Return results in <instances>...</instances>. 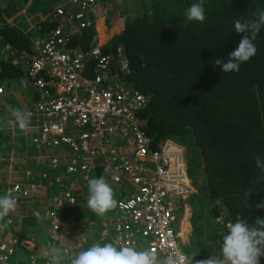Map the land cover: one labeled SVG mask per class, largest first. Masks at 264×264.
<instances>
[{
    "label": "built area",
    "instance_id": "2783aa9c",
    "mask_svg": "<svg viewBox=\"0 0 264 264\" xmlns=\"http://www.w3.org/2000/svg\"><path fill=\"white\" fill-rule=\"evenodd\" d=\"M68 2L54 7L50 18L53 23L41 26V33L31 37L30 48H18L0 34V57L4 53L3 58L13 65H24L27 78L33 81L35 94L30 111L44 119L33 143L38 148L62 144L72 148L71 155L52 157L55 166L62 158L69 160L65 170L69 177L95 168V161L101 158L111 169L112 178L127 186L129 195L121 197L116 208L114 243L118 247H134L148 241L153 251L175 248L184 252L180 245L184 230L177 210L182 199L194 190L185 148L170 139L155 147L140 127L137 113L146 105L148 96L129 80L132 67L122 44L116 50L102 49L95 34L87 47H81L84 29L95 26L92 11L98 0ZM89 64H93L91 75L85 73ZM6 82L0 77V94L5 91ZM64 176L58 174L55 181L63 185ZM42 177L52 179L47 171ZM43 188H47V183L18 179L7 191L21 201L38 196ZM79 194L78 189L70 187L51 197L46 210L51 220L46 231L47 247L59 244L76 255L90 239L94 223L80 222L73 212L65 219L60 216L67 204H77ZM216 219L227 231L234 222L223 214ZM102 223L101 241L90 246L103 245L112 233L107 222ZM71 236L78 237L73 242L69 241ZM21 240L15 235L0 234V264L20 261V243L31 248L36 244L35 237ZM43 253H30L28 264H38Z\"/></svg>",
    "mask_w": 264,
    "mask_h": 264
},
{
    "label": "trees",
    "instance_id": "16d2710c",
    "mask_svg": "<svg viewBox=\"0 0 264 264\" xmlns=\"http://www.w3.org/2000/svg\"><path fill=\"white\" fill-rule=\"evenodd\" d=\"M115 1L119 0L111 2ZM195 2L198 0H141L140 12L128 11L123 29L102 49L116 50L122 44L127 50L132 78L148 94L146 105L138 111L146 131L157 141L171 137L186 146L196 187L189 197L193 205L191 236L198 254L195 259L203 260L224 236L221 231L215 237L209 233L213 224L220 229L216 216L221 204L230 215L249 223L255 217L264 218V209L255 207L264 202V182L251 183L259 174L254 158L264 157V27L254 41L256 55L242 63L239 72H223L214 64L216 59L227 61L244 35L235 32V20L254 18L256 7L264 8V0H205L204 22H186L185 11ZM12 7L0 8L4 19L0 34L18 48H30L27 32L2 17L6 13L12 16ZM94 32L96 28L91 29V38L84 33V46L93 40ZM24 70L8 59L0 61L2 78L26 79ZM21 137L16 135V140L20 142ZM59 166L65 170L63 163ZM104 169H96L95 177ZM70 176L67 179L72 185H86ZM246 188L251 195L245 206ZM72 212L78 216L85 212L90 219L96 216L87 206L69 204L60 210V216L65 219ZM23 220L31 226L40 222L31 214ZM260 264H264V256Z\"/></svg>",
    "mask_w": 264,
    "mask_h": 264
},
{
    "label": "clouds",
    "instance_id": "9594fccd",
    "mask_svg": "<svg viewBox=\"0 0 264 264\" xmlns=\"http://www.w3.org/2000/svg\"><path fill=\"white\" fill-rule=\"evenodd\" d=\"M204 3L205 0H198V2L192 3L185 11V16H184L185 21L186 22L198 21L201 23L204 22L206 18ZM54 7L51 9L50 13L53 12ZM253 16L254 18L252 19L241 20L240 18H237L235 20L234 23L235 32L242 33L244 35L240 40L236 49L231 53H229V58L227 61L221 59H216L214 61V64L218 66L221 69V71L239 72L240 65L244 62L249 61L252 57L256 55L258 49L254 41L256 40L258 34L260 33L261 28L264 27V8L257 6ZM92 17H94L93 14ZM3 23L4 22H2L0 19V26ZM41 26L42 25L39 24L35 26V28H37V30H39L40 33H41ZM93 28H96V26H94ZM86 29H84V33ZM28 37L31 41V37L33 36L28 35ZM103 46L106 45L103 44ZM1 60L2 58L0 59V61ZM132 71L133 70H131V73L129 74V80L132 82L133 86L139 88L143 93H145L143 89H141L133 80ZM86 73L88 75H91L90 70H88ZM20 83L25 88H27L29 84L28 80L25 78H22ZM146 95L148 96V94ZM32 104L33 103L31 100L29 110L20 107L12 109L11 117L13 119L10 121V123H13L14 125L18 126L20 130L26 131V129L28 128L31 122L32 112L30 110L33 107ZM137 117L139 120L140 127L151 138V143L155 147H160L166 139L173 140L174 142H177L180 145L184 146L186 159H187V149L184 144L171 137H163L158 141L155 140L142 126L138 113H137ZM25 131L24 133L21 134H27V132ZM32 136H34V134ZM61 147L63 149H68V150L63 151ZM35 148H37L39 151H43V149H46L45 151L46 153L44 152L40 153L42 154V161H44V166L41 167L40 171L35 172L36 168L34 170H26L27 173L24 175L23 178L18 177V178L7 179L6 177L3 176L0 177V234L4 232L1 235H5L7 233L8 236H14V235L18 236L20 238V241H22L21 238L24 237L29 238L28 234L27 235L25 234L19 235V233H14L12 235L8 234V230H10V224L14 222V219H17L19 222L24 224L25 223V221L23 220L24 217L30 214L31 216H35L39 220H41L42 218H47L46 215L47 205L49 204L51 197L55 194V192H53V189H55L56 186H58V189H56L57 192L62 191V189L71 187L78 189V191L80 192L79 196L83 194V191H85L84 195L86 194L85 185H82L81 188L80 183H78V185H72V180L67 179L69 176H67L65 170H66V165L69 162L68 159L66 160L62 158V161L59 163V165L61 163L64 164L65 170H63L59 165L55 166L52 162V157L54 155H62V154L67 155L69 153H70L69 155H71L73 152L72 148H70L66 144L54 146L51 148H38V147ZM46 157H48L47 160H45ZM254 159H255L256 168L259 170V174L252 177L251 183L253 185H258L264 182V157L258 155ZM99 167H105L104 172L99 177H94L89 179L88 192L86 195V204L87 207L93 213H95L97 216L101 218H97L96 216H94L90 219L85 212L82 213V215L80 216H78L76 213L73 212L74 213L73 215H76L80 222L88 221L90 223H94L93 226L95 230L90 232L89 235L90 239L87 241V243L85 242L86 244L85 247L83 246L84 248L78 254L72 255L69 248L62 247L59 244L49 245L47 247L46 246L47 241H46L45 243L46 248L43 253L44 257L40 258L41 261L38 264H45L46 259L48 260V264H260V258L264 256V218L255 217L254 221L249 223L247 220H243L241 218L238 219L230 215L227 212V208L223 204H222L223 207H221L219 214H223L227 219H231L234 222L228 225V231H227L225 226L216 219L217 224L221 226L220 231L223 233L224 236L219 245V253L213 255L211 258L196 260L195 258L198 255L196 251H192L190 253L187 252L186 245L188 244V240L185 238V234L187 232H184V237L181 239V243H180L184 252L175 248L170 249L167 252L153 251L148 247L147 244L148 241H142L141 243H139L134 247L133 246L118 247V245L114 243L115 225L117 221L116 208L118 206V200L121 197L128 196L129 193L127 192V186H125L126 188L119 193L118 199L115 198L114 189L108 180L109 174H110V179H112L113 181L115 180L112 178L111 169L106 167V164L102 161L101 158H98L95 161V168L90 169L84 174L86 176H89L92 171H95ZM187 168H188V175L192 179L189 173L188 160H187ZM44 171L48 172L49 176L52 178L51 180L43 179L42 176ZM24 172L25 170H23V173ZM60 173L65 174L63 185H60L55 181V177ZM38 175L39 177H36ZM74 176L78 180L86 184V182H84L81 178H79V173H77ZM18 179L21 180L22 182L33 181V180L36 182L42 181L43 183H47V188L46 189L43 188V192L39 193L38 196L27 197L21 201H17V198L16 196L13 195L12 191H7V187ZM66 181H68L67 184L65 183ZM115 182L120 183L118 181ZM192 182L194 185L193 192H191L188 196L182 199L183 203L185 204L186 211H192V208L187 204V202L189 201V197L196 191V187L193 179ZM120 184L124 186L123 183ZM131 189L133 190V188ZM250 195L251 194H249V190L246 188L244 192V196L246 197L244 201L245 206L248 203V199ZM44 196H46V202H41L37 200L38 198ZM83 201L79 200L78 198L77 204L75 205H82ZM31 203L35 205L34 206V208H36L35 211H30L28 209V207L31 206L30 205ZM255 207L256 209H264V202L257 203ZM114 209H115L114 215L112 216L109 215L110 219L108 217H104L109 211ZM177 214L179 219L184 215V213L181 215L180 213ZM71 215L72 214H70L68 217H71ZM103 220L106 221L108 227L112 229V233L109 235L108 238H105L106 243H104L103 245L97 243L90 246V244L93 242H96L98 240L101 241L100 238L102 235L101 230H102V226L104 225V223H102ZM37 224H39L42 230L44 231H47L50 227V225L46 226L41 222ZM95 233L98 234V237L93 238L92 235ZM77 237L78 236H71L69 241L74 242L77 239ZM35 239H36V244L33 248L26 247L25 245L19 242L20 243L19 250L28 251L29 255L30 253L41 254L42 252L36 251L38 247L37 244L38 236H35ZM19 253L21 255V251H19Z\"/></svg>",
    "mask_w": 264,
    "mask_h": 264
},
{
    "label": "rangeland",
    "instance_id": "374dc122",
    "mask_svg": "<svg viewBox=\"0 0 264 264\" xmlns=\"http://www.w3.org/2000/svg\"><path fill=\"white\" fill-rule=\"evenodd\" d=\"M65 1L68 0H47L46 3H40V7L41 9H43V12H34V14H32V17L29 18H24L25 17V12L23 11L22 13H20V15H22L20 18V22H23V25H18L14 22V24L20 26L21 28H23L24 30H26L28 32L29 35H32L33 37L40 34V31L37 30V28L34 27L33 23H35V21L33 20V18L36 16L38 17L37 13H41L40 16H44V15H48L47 14V9L48 8H52L55 5H57L58 3H63ZM70 1V0H69ZM111 1L113 0H99L96 4V6L94 7V10L92 11V14L94 16H96V10L98 11V17H100L102 14L100 12H102L104 15H106L107 17V25L108 28L111 30L113 37L121 30L123 29V24L125 21V15H127L128 11H132V12H136L139 13L140 10V6L138 4H140L141 0H128V6L125 3V0H119V1H115V5L114 3H112ZM69 3V2H68ZM43 4V5H42ZM21 5H24V3L22 2ZM39 5V4H38ZM179 6V5H177ZM46 11V12H45ZM35 15V16H34ZM100 15V16H99ZM34 16V17H33ZM15 19H19L16 18ZM23 19V20H22ZM120 26V28H119ZM91 29L95 30V28H87L85 30V32L88 34L87 36H90L91 38ZM85 33V35H86ZM90 33V35H89ZM97 33L94 32V35ZM94 36H92L93 38ZM111 42H113V39L111 40ZM4 53L1 54L0 58H3ZM25 68V66L23 65V69ZM25 72V70H24ZM26 79L29 82V86L27 88H25L23 85H19L17 83L13 84L15 85L14 89H12L9 94H2L0 95V154L1 156L3 155L4 158H2L0 156V177H6L9 175H14L13 170L14 167L11 169L10 168V163L11 160L10 158H19L21 157V154H23L22 156L24 159V168L26 169V164L27 161L28 163H36L34 164V166L36 167L35 172L40 171L41 167L44 166V161L39 162L38 159H35L34 156L38 155L39 153L43 152V151H39L37 148H35L36 146L34 145V143L32 142V133L34 132V130H38L39 125L42 123L43 121V117L42 115L39 114H32L31 117V122L28 126V128L26 129L28 134H19L17 132L18 128L16 125H14L13 123H10V121L12 119H10L11 117V110L17 107H20V102H23V107L26 110H29L30 108V102L33 98H34V94L32 93V88H31V84L33 83V81L30 78ZM12 85V86H13ZM4 95V96H3ZM3 96V97H2ZM21 102V103H22ZM10 114V115H9ZM7 115H9V117L7 118ZM16 135L22 136L20 138V142L16 140ZM29 136H30V140H29ZM7 139V142L3 143L5 141V138ZM29 145V146H28ZM28 146V150H25V152L23 153L25 147ZM35 151H38V153H36ZM27 156V160L25 159ZM19 159L16 160V167L19 168L20 163H18ZM13 164V163H11ZM46 164V163H45ZM17 171V170H16ZM21 171V170H20ZM9 174V175H8ZM94 171L91 172V174L89 176H86L84 173H79V178H81L84 182H86L85 185V190H86V194L85 195H80L79 196V200L83 201L85 198V196L87 195L88 192V181L91 178H94ZM109 183L111 184V186L114 189L115 192V198L118 199V195L119 193L124 190L126 187L122 186V184L120 183H116L115 181H113L112 179H108ZM66 184L68 183V181L65 182ZM58 189V186H56L55 189ZM51 195V194H50ZM121 195V194H120ZM127 195V194H125ZM120 197V196H119ZM50 198V197H47ZM37 200L41 201V202H46V196L38 198ZM187 204L193 209V205L191 204V201H188ZM31 206L28 207V209L30 211H35L36 208H34V204L31 203ZM82 206H87L86 201L82 202ZM40 208V207H37ZM114 210L109 211L104 217H108L109 215H114ZM178 213L183 214L186 212L185 209V204L181 203L180 207L178 208ZM27 212V211H26ZM97 218H101L99 216L96 215ZM113 218V217H112ZM45 220L42 221V219L40 220L41 223L46 224V226H49L51 223L50 218H44ZM110 219V218H109ZM215 230V231H213ZM25 231V232H24ZM209 233H211L212 237H215L218 233V231H220V229L217 227V225L213 224L211 229H209ZM217 231V232H216ZM4 232H2L1 234H3ZM14 233H19V235L21 234H28V236L30 238H34L35 236H38V247L36 249L37 252H44L45 251V243H46V234L47 232L42 230L41 226L39 224L37 225H29L27 222L26 223H21L19 222L17 219H14V222H12L10 224V230H8V234L12 235ZM219 235V234H218ZM93 238L98 237V234L95 233L92 235ZM220 236H218V240H219ZM192 241V242H191ZM191 241L188 242V244L186 245V249L187 251L190 253L192 251H195V237L193 238V235L191 236ZM211 246H213V243H211ZM214 252L217 254L219 251V243L215 246L214 245ZM21 251V255H20V261H16L15 259L12 260L13 264H28L30 258L29 252L28 251H24V250H19ZM41 260L38 259V262H40Z\"/></svg>",
    "mask_w": 264,
    "mask_h": 264
},
{
    "label": "crops",
    "instance_id": "0c3cea01",
    "mask_svg": "<svg viewBox=\"0 0 264 264\" xmlns=\"http://www.w3.org/2000/svg\"><path fill=\"white\" fill-rule=\"evenodd\" d=\"M46 1L47 0H0V8L2 9V11H6L7 9H9L10 4H12L13 5V7H12L13 12H15V13L12 14V16H10L9 14L6 13V15L5 14L2 15V17L5 16L6 17L5 19H6L7 22H10V23H13V24L15 22L16 24H18V25L21 26V25H23V22H20L19 21L21 19L20 17L22 16V15H20V13H22L24 11L25 12L24 13L25 14V17L24 18H29L30 19L32 17V14H34L35 11L36 12H38V11L43 12V9H41V7H40V3H44L45 4ZM68 1H65L63 3H58V4H65V3H68ZM22 2L24 3V5H21ZM52 8H48L47 9V14L49 13L48 15H44V16L42 15V16H40L41 13L40 14L37 13L38 14V17H36L35 15H34L35 17L33 16L34 17L33 20L35 21V23H33V25L35 24L34 27L37 26L38 24L39 25H46V24H48L50 22V18H51L50 11H51ZM100 13L102 15L101 16L99 15L100 17H98L97 16L98 15V11L96 10V16H95V23H96V25L95 26H96V30H97V39H98V41H99L100 44H104L106 46L107 45L109 46V45H111V43H112L111 40L114 37H113V34H112L111 30L108 28L106 15H104L102 12H100ZM15 17L16 18H19V19H15ZM0 19H1L2 22H4V19L3 18H0ZM100 28H101V30H100ZM119 28H120V26H119ZM24 31H26V30H24ZM27 34H28V32H27ZM101 35H102V37H101ZM76 45L78 46V44H76ZM83 46H84L83 45V42H81V47H83ZM84 47H87V46H84ZM20 66H22V65H20ZM87 71L88 70H86V72ZM92 72H93V70H90V73H92ZM7 81L8 82L6 83V88H5V91L3 93L4 95L9 94V92L12 89H14L15 85H13V84L17 83L19 85H22L20 83L21 79L18 78V77L7 78ZM30 86L32 88V93L35 94V91L33 90L32 84ZM21 102H20V108H23L24 109L23 102L22 103ZM29 102L31 104V101H29ZM9 115H7V118L9 117ZM10 119H13V118L11 117ZM17 128H18L17 132L19 134L24 133L25 130H23V131L20 130L18 126H17ZM25 132H27V131H25ZM24 152H25V150L23 151V153ZM35 152L38 153V151H35ZM22 155L23 154H21V157H19V158H14V157L13 158H10L11 163H13V164L10 163V168L12 169L14 167V170L12 169L14 175H9V174H8L9 176L6 175V178L7 179L18 178V177L23 178L24 175L27 173L26 170H34L36 168L34 166V164H36V163H28V161H27L26 169H23L24 168L23 167L24 166V159H23L24 156H22ZM0 156H1V154H0ZM1 157L4 158L3 155ZM34 158L35 159H38L39 162H40L42 160V154L39 153L38 155H35ZM17 159H19L17 162L20 163L19 168L15 166ZM25 159L26 160L28 159L27 156H26ZM23 170H25L24 173H23ZM36 177H39V175L36 176ZM53 192L56 193L57 191L56 190H53ZM221 207H223L222 204H221ZM191 216H192V211H186L184 213V215L180 218V224L182 225V228H183L184 232H187L185 234V238L188 240V242L190 241V236H191V234L193 232V224H192V221H191ZM218 253H219V251H218ZM215 254L216 253L213 250H210V252L208 253V256L207 257L208 258H211Z\"/></svg>",
    "mask_w": 264,
    "mask_h": 264
},
{
    "label": "bare ground",
    "instance_id": "6f19581e",
    "mask_svg": "<svg viewBox=\"0 0 264 264\" xmlns=\"http://www.w3.org/2000/svg\"><path fill=\"white\" fill-rule=\"evenodd\" d=\"M100 30H101V28H100ZM101 37H102V35H101ZM102 39V38H101Z\"/></svg>",
    "mask_w": 264,
    "mask_h": 264
}]
</instances>
